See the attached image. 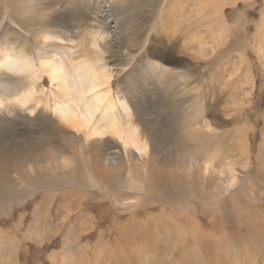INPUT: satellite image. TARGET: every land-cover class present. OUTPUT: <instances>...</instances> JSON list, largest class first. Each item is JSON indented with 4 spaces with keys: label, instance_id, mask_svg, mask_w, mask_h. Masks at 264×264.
Instances as JSON below:
<instances>
[{
    "label": "rangeland",
    "instance_id": "374dc122",
    "mask_svg": "<svg viewBox=\"0 0 264 264\" xmlns=\"http://www.w3.org/2000/svg\"><path fill=\"white\" fill-rule=\"evenodd\" d=\"M65 1L39 0L38 7L47 14L36 20L39 26L64 27L67 34L78 32L83 42L88 38L98 43L104 28L108 30L112 52L105 53L104 63L114 70L113 97L128 100L131 111L146 121L159 143L158 153L176 139L178 122L173 117L197 100L218 132L210 149L218 147L219 156L244 149L249 164L240 159L236 166L244 172L237 174L234 185L221 181L220 176L227 180L228 175L215 170L206 190L220 195L210 200L200 198L206 195L200 186L179 185L176 194L136 192L119 203L104 199L99 188L68 184L65 176H33L25 183L4 180L0 229L6 243L0 248V264H264V0ZM99 4L102 11L92 14ZM26 16L21 0H0V39L12 27L25 34L12 36V42L25 41L31 48L34 38ZM154 61L178 75L155 87L158 80L148 74ZM123 64H128L126 72L117 73ZM127 78L136 85L135 97L127 92ZM41 80L36 89L50 91L54 104L62 95L58 83ZM0 115V145L42 137L26 117L18 114L9 121ZM162 179L170 189V179ZM171 180L178 190V181ZM82 201L90 208L81 209L86 215L79 217L73 209ZM139 207L144 211L134 218ZM195 209L204 212L198 217L201 223L189 218ZM223 209L229 219L223 218Z\"/></svg>",
    "mask_w": 264,
    "mask_h": 264
},
{
    "label": "bare ground",
    "instance_id": "6f19581e",
    "mask_svg": "<svg viewBox=\"0 0 264 264\" xmlns=\"http://www.w3.org/2000/svg\"><path fill=\"white\" fill-rule=\"evenodd\" d=\"M73 1L75 0L64 3ZM38 5L39 0H21V11L28 14L25 18L29 19L31 28H28L32 29L34 38L31 48L26 46L25 41L18 45L12 42V36L25 38L23 31L12 27H9L0 39V111L4 115L3 119L9 121L12 116L18 114L21 118L26 117V123L36 127L34 131L41 133L42 137L40 140L15 144L2 142L1 183L4 180L25 183L26 178L33 176H37L39 180L44 177L65 176L69 179L68 184L77 182L99 188L105 192L104 199H117L119 203L135 196L136 192L162 195L166 191L176 194L179 192V185L204 187L206 195L201 194L202 200L217 198L220 194L212 196L206 190L209 187V177L213 176L215 170L219 176L228 175L227 180L220 176L221 181H227L228 185L235 184L237 174L244 172V169H237L236 165L240 163V159L244 162L243 165L249 164V151L245 152L241 148V152L229 151L219 156L218 147L212 146L210 149V140L217 137L218 132L215 133L216 125L209 115L204 114L206 109L203 110L196 103L197 100L190 107L184 108L178 118L173 117L174 121L178 122L176 139L165 152L162 149L158 153L159 143L147 127L146 121L141 119L133 107L131 111L128 100L113 97L111 71L114 70L110 71L104 63L105 53L112 52L108 30L104 28L105 33L100 37L101 43H98L97 39L88 38L83 42L76 36L78 32L72 35L67 34L64 27V30H50L39 26L36 20L47 14H44L43 8ZM100 5L102 4L95 5L92 14L102 11ZM35 9L40 12L37 16ZM56 11L58 9L54 7L53 12ZM98 21L101 25L105 23L102 19ZM92 27L97 28L94 25ZM260 50L264 53L263 48ZM154 62L148 74L150 78L158 80L155 85L157 88L169 77L179 73L160 61ZM127 65H121L124 69L119 68L116 72L125 71ZM44 77L52 83H58L60 88L62 95L54 104L50 102V91L38 90L35 87ZM132 81V78L126 80L129 84L127 92L135 97L136 91L133 92L136 85L133 88ZM134 82L137 83L136 79ZM142 86L144 87V84ZM26 111L27 114L24 113ZM163 176L170 179V189L167 187L169 183L164 184ZM171 179L178 181V190L177 183ZM236 197L239 198L235 193L234 199ZM86 201L72 208L78 211L75 215H86L80 212L81 209L90 208V203ZM190 203V207H194L192 200ZM71 204L72 202L69 203L70 206ZM143 211L144 209L139 207L132 215L135 218ZM189 213L191 221L197 220L201 223L198 217L201 218L199 214L204 212L195 209ZM66 215L72 217L68 211ZM229 217L230 214L223 209V218ZM2 236L0 229V248H4L3 244L6 243ZM10 243L14 245L13 239Z\"/></svg>",
    "mask_w": 264,
    "mask_h": 264
}]
</instances>
